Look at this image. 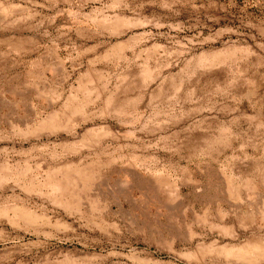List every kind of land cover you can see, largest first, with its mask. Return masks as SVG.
Here are the masks:
<instances>
[{
  "label": "rangeland",
  "instance_id": "1",
  "mask_svg": "<svg viewBox=\"0 0 264 264\" xmlns=\"http://www.w3.org/2000/svg\"><path fill=\"white\" fill-rule=\"evenodd\" d=\"M0 264H264V0H0Z\"/></svg>",
  "mask_w": 264,
  "mask_h": 264
},
{
  "label": "bare ground",
  "instance_id": "2",
  "mask_svg": "<svg viewBox=\"0 0 264 264\" xmlns=\"http://www.w3.org/2000/svg\"><path fill=\"white\" fill-rule=\"evenodd\" d=\"M255 253V252H254ZM247 255V254H246ZM249 255V254H248ZM250 256V255H249ZM251 257V256H250ZM254 260V259H253Z\"/></svg>",
  "mask_w": 264,
  "mask_h": 264
}]
</instances>
